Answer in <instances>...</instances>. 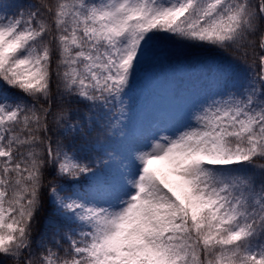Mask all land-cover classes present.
<instances>
[{
    "label": "snow or ice",
    "instance_id": "6c2138e0",
    "mask_svg": "<svg viewBox=\"0 0 264 264\" xmlns=\"http://www.w3.org/2000/svg\"><path fill=\"white\" fill-rule=\"evenodd\" d=\"M200 66L127 143L138 74ZM0 264H264V0H0Z\"/></svg>",
    "mask_w": 264,
    "mask_h": 264
},
{
    "label": "rangeland",
    "instance_id": "374dc122",
    "mask_svg": "<svg viewBox=\"0 0 264 264\" xmlns=\"http://www.w3.org/2000/svg\"><path fill=\"white\" fill-rule=\"evenodd\" d=\"M141 73L138 74L137 78L140 77ZM220 80V76L209 79L207 85H198L194 90L199 97L200 101L205 100L207 97L214 95L217 91V84ZM150 88H139L135 87L130 95H138V101H141L147 91ZM166 93V91L164 92ZM158 95L153 96V99H157ZM196 104H185L182 105L179 111L169 112L166 108L154 110L150 106L144 108L142 112H138L133 115L131 112V119L128 126V142L129 144L135 143L139 138L140 134L150 135L158 130L173 131L177 128H181L188 124L191 110ZM117 151H124L125 144L121 142L118 147L114 148Z\"/></svg>",
    "mask_w": 264,
    "mask_h": 264
},
{
    "label": "trees",
    "instance_id": "16d2710c",
    "mask_svg": "<svg viewBox=\"0 0 264 264\" xmlns=\"http://www.w3.org/2000/svg\"><path fill=\"white\" fill-rule=\"evenodd\" d=\"M8 2L10 3H13V2H22V0H8ZM185 70H191L193 72H197V75L198 76H204V72H208L210 70H213V69H210L209 67L207 66H200V67H192V68H184ZM183 69V70H184ZM147 71H149V69H147ZM113 144H119V141H116V142H113Z\"/></svg>",
    "mask_w": 264,
    "mask_h": 264
}]
</instances>
